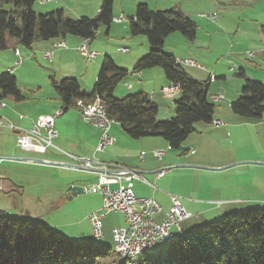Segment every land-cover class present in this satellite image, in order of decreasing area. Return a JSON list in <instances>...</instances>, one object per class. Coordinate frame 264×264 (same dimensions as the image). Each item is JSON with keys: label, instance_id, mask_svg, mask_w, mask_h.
Here are the masks:
<instances>
[{"label": "trees", "instance_id": "obj_1", "mask_svg": "<svg viewBox=\"0 0 264 264\" xmlns=\"http://www.w3.org/2000/svg\"><path fill=\"white\" fill-rule=\"evenodd\" d=\"M37 0H0L9 5L0 8V51L6 49L7 39H14L30 49L36 41L63 40L74 36L91 43L99 27L107 30L113 22L114 0H101L93 18H64L62 10L36 14L32 9ZM1 6V5H0ZM131 37L143 35L150 49L137 60L133 73L160 68L165 79L179 85L181 97L175 101L174 116L157 121V105L143 93L116 98L114 90L129 74L117 67L111 57L104 55L89 95L81 92L73 78L56 81L49 77L60 102L62 114L75 106V100L84 99L79 111L92 107L99 98L106 115L117 123L131 139H163L169 150L180 151L186 138L195 131V124H211L215 105L207 99L209 80L192 79L176 65L175 58L163 50L165 38L179 33L188 42L196 37L197 25L178 9L151 10L146 4H137L134 16L126 19ZM264 31V29H262ZM235 77L243 80L240 96L230 104L232 115L241 120L257 121L264 115V84L248 79L243 69ZM25 100L12 73L0 74V100ZM151 255H141L140 264H264V208H248L226 214L217 221L181 234ZM110 248L72 242L55 234L38 219L7 218L0 212V264H106ZM118 262V261H117ZM127 261L118 264H126ZM115 264V263H114Z\"/></svg>", "mask_w": 264, "mask_h": 264}, {"label": "rangeland", "instance_id": "obj_2", "mask_svg": "<svg viewBox=\"0 0 264 264\" xmlns=\"http://www.w3.org/2000/svg\"><path fill=\"white\" fill-rule=\"evenodd\" d=\"M100 2V0H47L43 6H39L37 0L33 5L32 10L36 14L43 15V13L47 10H55L54 8H56V10L63 11L64 18L78 19L82 17L81 14H86L88 18H93L95 15L90 13V6L95 4H98L99 6ZM136 3L146 4L149 9L159 11L179 8L183 14H186L192 21L195 22L198 28L195 41L188 42L179 33H172L167 36L168 38L166 37L167 40L165 41L164 49L169 53L173 50L174 53L172 54L176 56V59H191L206 70V72H201L200 70L195 71L196 69L191 70L182 66L184 71L194 79L197 77H195L193 73H198V75L201 74L202 76L200 78L203 80L211 77L207 97L209 102L211 101V95L213 92H216L215 94L221 93L222 97H224L220 103H214V118H219L224 127H226L225 129L228 130V133H226L223 143L218 147L214 146L212 143V145L216 148V152H224L225 155H230L235 160H241L237 161L235 164L243 165L237 167H254L248 165L251 164V162H254L251 160H255L257 158L264 159V156H260L264 152V115L257 121L240 120V123H245L240 124L236 121V116L232 115L230 112V102L231 100L234 102L238 96H240L241 88L243 86V80L235 77L238 69H243L248 79L262 82L264 84V59H261L260 56L258 57L257 55L258 52L264 51V38L262 33L259 31L260 25L264 24V0H158L157 2L156 0H114L113 11L121 12L129 10L133 8ZM0 5V8L4 11H8L10 9L9 5ZM48 7H52L53 9H47ZM202 15L205 17H202ZM209 15L215 16V20L213 21L214 23L209 18H206ZM125 16L130 18L129 15ZM257 17H259V19H257ZM207 20L213 24L219 23L217 25H208L205 24V21ZM122 25V27H124L128 32V35L121 38V36L124 35H122L120 31H114L111 34V40H108L105 36L107 29L105 27H101V34L97 35L92 48H98L95 47L97 44H101L103 48H112L115 53V57L110 55L112 59H121V62L127 64L129 61L128 59H131L130 56L132 54H137L138 50L144 49L141 39L145 41L146 45H148V42L146 37L143 35L135 37L130 36L128 21ZM211 35L212 44L209 46L208 40ZM99 38L104 40H98ZM103 41H106L107 45L102 44ZM121 47L129 50V53L123 54L119 51V49L117 50V48ZM148 49H150V47H148ZM135 50L137 51L134 52ZM9 51L10 52H7L6 49L0 52V63H8L10 65V69L15 68L13 70V72H15L14 76L19 89L25 97V100L20 103V105H22L20 107V111L23 116L32 117L31 113L33 109L42 111L50 106L48 100L50 98V94L54 93L51 92L54 90L50 87V81L48 78L50 74H52V64L48 61V59L45 60L42 58L40 54L37 53L33 57L31 51L21 47L20 56L24 59V62L29 59L31 61L26 62L23 66L16 67L14 65L16 57H11L13 52L11 50ZM97 53H99L100 56L93 62L99 61L100 64L104 53L100 51ZM250 53L254 55L250 57ZM74 55L76 57L74 60L77 62L79 69L82 70V73L86 66L93 64L86 62L75 51ZM99 66L100 65L97 67V71L93 72L92 78L89 76V72H87V74L85 73L83 75H79L78 79L76 78L79 82L81 90L88 93L90 92L95 81L94 78H96V73H98ZM232 66L235 67L233 71L231 70ZM154 69H159V71L163 73L160 68ZM216 73L219 76H223L225 79H218L215 82L212 77ZM130 77L131 76H127L117 85L114 90V96L116 98H123L127 96L120 95L121 93L119 92H126L124 90V83L128 82L131 84L132 82L128 80ZM196 80L200 81L198 78ZM33 85L41 87L39 93H35V89L32 87ZM219 87H221V91L219 90ZM161 96L163 102L168 105L166 108H169L171 107L169 105L170 101H173L174 98V100L179 99L181 97V93L177 92L174 94H167L164 92ZM5 102L10 105L14 101L11 98H7L5 99ZM169 112V109H166L165 111L164 108L158 110L156 116L157 121L168 120L170 117ZM66 115L68 116V114ZM63 117L64 116L62 115L58 117L56 122L57 120H59L58 123L62 122ZM197 124L202 125L203 123ZM197 124H195V128L198 127ZM84 125L88 124L85 123ZM227 135L229 136L227 137ZM210 157L211 159L214 158L212 152ZM10 167L13 173L20 174L24 177V179L19 182L24 190V194L21 195V193H18L15 195V200H10L6 196H2V193H0V210H2L4 216L7 218L38 219L47 224L55 234L72 242L107 246L110 248V256L104 261V263L118 264L117 254L113 249L112 229L120 228L122 226L121 222L124 220V217L121 214H106L102 219L103 239L95 240L91 235V228L86 220L88 210L94 208V204L88 202V200L85 201L84 198H82L84 195L85 199L92 197V193L87 192L86 194L78 195L76 198L68 200L69 202H66L61 206H58L59 202L55 203V205L51 208L48 194L51 192L53 186L47 182L55 184L54 191L56 194V183L59 178L60 180L63 178L61 177L62 172H55L52 170L36 168L33 166H24L20 164L10 165ZM252 171V175L243 174L230 180V182L239 187L246 186L247 191L252 189L264 190V167H254L252 168ZM35 173L43 174L45 176L42 175L43 177L37 178L38 180H25L27 176ZM192 178L193 175L188 173L187 179L192 180ZM68 179L72 180L70 183L73 182L72 177ZM93 182L94 180L86 179V181L82 184L85 189L88 190L89 186ZM31 197L38 198V201H32L30 199ZM222 207L223 206L221 205L213 206L212 209L216 210ZM243 210L245 209H236L232 211V213L241 212ZM229 213L231 212H227L212 221H208V223L217 221ZM202 226L203 225L200 227ZM200 227H197L196 229ZM167 244L168 243L156 244L149 250L150 254L154 255L156 254V251L162 249L161 253L164 255L166 251V247L164 246ZM140 262L141 256H138L129 258L126 264H140Z\"/></svg>", "mask_w": 264, "mask_h": 264}, {"label": "crops", "instance_id": "obj_3", "mask_svg": "<svg viewBox=\"0 0 264 264\" xmlns=\"http://www.w3.org/2000/svg\"><path fill=\"white\" fill-rule=\"evenodd\" d=\"M39 1H47V0H39ZM157 1L158 0H156V2ZM100 4L99 6L98 4L90 6L91 9L89 11L90 13H93L92 15H96V13L99 10ZM136 4H134L133 8L121 12L113 11L112 8V14L114 20L121 18L128 19L125 15H129L130 18L133 17ZM38 5L43 6L44 4L38 3ZM47 9H53V8L48 7ZM54 9L55 10H47L43 14H49L56 11V8ZM178 10L180 9L178 8ZM81 15L87 17L86 14H81ZM257 19H259V17H257ZM125 22L127 21L126 20L121 22L113 21L112 23L114 24H111L108 30H106L105 32L106 38L108 40H111V34L114 31L115 32L120 31V33L124 35L121 36V38L128 35L126 29L122 27L123 26L122 24ZM205 22H206L205 24L208 25L211 24L217 25L219 23L218 22L216 24H213L214 23L213 21H212L213 23H211L208 22V20ZM100 28L101 27H99L97 30L95 39L97 38V35L101 34ZM262 29H264V24H261L259 27V31L260 33H262L264 38V31ZM167 38H165L164 40L163 50H165L164 45ZM95 39L91 43H89V47L91 50L95 52L100 51L104 53V55H108V56L112 55V57H115V53L113 52L112 48H106V47L103 48L101 44H97L95 47L98 48L93 49L92 46ZM98 40H104V39L99 38ZM59 41L61 40L54 39L48 41H36L33 43L30 49L27 48L26 49L32 52L33 57L38 53L42 56V58H44V53L52 52V59L48 60L52 64V69H51L52 74H50L49 77L52 76L56 81H59L63 78H73L77 80L79 75H83L85 73L87 74V72L90 73L89 76L92 78L93 72L97 71V67L98 65L101 64V62L99 64V61L97 62L92 61L91 63L93 64L86 66V68L82 73L81 72L82 70L79 69L77 62L74 60L76 59L74 55V51L78 53L77 48L82 44L83 40L78 37L67 36L62 40L65 43V48L54 47V45ZM141 43L143 44L144 49L143 50L137 49L138 51L135 50L134 52L137 51V54H132L130 56L131 59H128L129 61L127 62V64L121 62L122 61L121 59H112V57L110 56L117 67L128 71L129 72L128 76H131L130 79L128 80H130L132 83L131 84H129L128 82L124 83V90L126 92L123 93L119 92V93H121L120 95L143 93L148 97L150 93V99L153 103L157 105L158 110H160L161 108H164L165 111L166 109H169L170 117L169 116L168 117L170 119L171 117L174 116L176 100H174L175 99L174 98L173 101H170L169 105L172 108L171 107L166 108L168 107V105L163 102L161 95L162 93H164L162 91V88L169 85V82L165 79L164 74L161 73L159 69H154V68L146 69L138 73H133V69L137 60L143 57L144 55H146L149 50L148 49L149 45H146L144 40L141 39ZM6 44H7L6 46L7 52H10L9 50L13 52L11 57L15 56L14 53L16 51L20 55V48L23 46H21L17 40L7 39ZM102 44L107 45V42L103 41ZM211 44H212V35L209 36V40H208V45L210 46ZM118 49L120 51V49L123 48L122 47L117 48V50ZM127 53H129V50ZM166 53L171 54L176 59V56L172 54L174 53L173 50L171 53L169 52ZM257 55L258 57L260 56L261 59H264V52H258ZM99 56L100 55H98L97 57ZM29 61L31 60L30 59L27 61L25 60V62L23 60L21 66L25 65V63ZM185 67L191 70L196 69L195 71L200 70L195 67H188V66ZM8 70H10V65L8 63L5 62L0 63V74L3 73V71L7 72ZM200 71L206 72V70H200ZM14 73L15 72H12L13 75ZM97 74L98 73H96V77ZM193 75L198 79H200V81L209 80V84L211 83V77H208L206 80H203L200 78L202 76L201 74L198 75V73H193ZM197 78L195 79L192 78V79L196 80ZM94 79L96 80V78ZM212 79H214V81L216 82V80L218 79L222 80L225 78L223 76L217 75L216 73L214 74ZM32 87L33 89H35V93H39L41 90L40 86L33 85ZM50 87L52 88L51 85ZM219 90L221 91V87H219ZM91 91L92 89L88 93L86 91L81 90V92H83L85 95H89ZM51 92H54L53 93L54 95L50 94V98L48 100L50 105L49 108L44 109L42 111H37L36 109H33L31 113L32 117L23 116L22 112L20 111V107L22 106L20 105L21 102L20 103L13 102L12 104L8 105L5 102V99L7 98L0 100V102L3 104V106L0 107V120L5 125L9 124L12 125L13 127H17L20 129H29L36 117L43 115H51L54 112L60 110V102L58 96L56 95L55 91H51ZM215 93L216 92H213V94L211 95L210 103L214 104V102L212 101V97L218 94ZM218 95L222 96L221 93ZM166 98H170V97H166ZM74 102H75V106L67 111L72 113H67V112L63 113L62 116L64 117L62 118L63 119L62 122L58 123L59 120H57V122L55 121L54 129L56 131L57 137L53 141L54 145L60 151H63L64 153H68L76 157H82V158L94 157L103 163L119 164L129 170L139 172L141 179L134 180L133 182L134 194L140 198L152 197L160 205L161 212L158 215L154 216L156 222H161L162 220L165 219L166 213L170 207L169 196L174 195L179 197L180 203L183 206L184 210L187 213H189L191 216L190 218L182 221L179 224L178 228L173 227L171 229V233L175 237H178L181 234L188 232L192 229H196L197 227H200L201 225L208 223V221H212L213 219H216L217 217H220L227 212H232L236 209L264 208V190L252 189L250 191H247L246 186L239 187L233 185L230 182V180L239 177L243 174L252 175L253 172L252 168L254 167H258V168L264 167V159L257 158L255 160H251L254 162H251V164L248 165L254 167H237L243 165V164H235L237 161H241V160H235L234 158H232V156L225 155L224 152H219V153L216 152V148L214 146L218 147L220 144L223 143L226 137V133H228V130L225 129L226 127L224 126L214 127L212 124H202V125L197 124L198 127H196L195 131L186 138V140L181 145L180 151L173 152L169 150L168 144L159 137L133 140L123 132L122 128L117 123H113L110 127L109 133L114 138L115 144L111 147H107L103 152L98 153L95 152V147L98 143L100 132L90 125L89 126L84 125L85 123L83 124V122H81L82 119L81 116L79 115L80 112L79 108L83 103H85V100L78 99L75 100ZM232 102L233 100H231L230 104ZM66 114H68V116ZM235 118H237L236 120L237 122L239 123L241 122L240 118L238 117ZM214 119L219 120V118L217 117H215ZM242 121H246V120H242ZM240 124H245V123H240ZM228 136L229 135H227V137ZM212 143L214 146L212 145ZM155 150L164 151L161 152L162 153L161 159L158 160L152 156V152ZM211 152L212 155H214L213 159H211L210 157ZM141 154H143L142 157H140ZM260 156H264V152ZM20 157L38 158L50 162L68 163L71 165H75L73 164L74 162L71 159H69L61 152L56 151L54 149H49L44 154H35L17 148L15 144V138L13 132L7 127H0V193H2V196H6L10 200H15V195H17L18 193H21V195L24 194V190L21 187V184L19 183L22 179H24V177H22L20 174L13 173L10 167V165L20 164L24 166H33L36 168L52 170L55 172H59V171L62 172L61 177L63 178L61 180L59 178L56 183V188H55L56 194L54 191L55 184L47 182L51 186H53L51 192L48 194L49 195L48 198L51 203L50 207L52 208L55 205V203L58 202H59L58 206H61L64 203L69 202L68 201L69 199H67L68 198L67 187L68 185H70V182L72 180L68 178L70 177L76 178L78 176H83L82 174L72 169L54 168V167L51 168L42 165L3 161V159L5 158H20ZM178 165L183 167L175 168ZM193 167H201V168H193ZM163 168H168L169 170L165 173V175L162 178L155 180L154 173ZM205 169H223V170L210 171ZM188 173L193 175L192 180L187 179ZM42 175L43 174H36V173L30 174L29 176L26 177L27 179L25 178V180H29V179L38 180L37 178L45 176ZM84 178L88 180L90 179L94 180L93 183H95L96 172L92 171V173L85 174ZM146 182L154 184L155 189H152L150 186H148ZM75 184L83 186V184L79 182H76ZM93 195L92 197H88L87 199H85V195L82 197L84 198L85 201L88 200V202L94 204V208L89 209L88 214L92 211L98 210L101 206L100 196L98 194H93ZM74 198L76 197H73L72 199ZM30 199L32 201H38V198L31 197ZM219 205L223 207L216 210L212 209L213 206H219ZM0 212H2V210H0ZM115 214L117 215L120 213H115ZM121 225L123 227L125 226L124 220L121 222Z\"/></svg>", "mask_w": 264, "mask_h": 264}, {"label": "built area", "instance_id": "obj_4", "mask_svg": "<svg viewBox=\"0 0 264 264\" xmlns=\"http://www.w3.org/2000/svg\"><path fill=\"white\" fill-rule=\"evenodd\" d=\"M47 1H39V4H44ZM202 17H205L202 15ZM214 21L212 15L208 17ZM126 19H115V22L125 21ZM56 48H65V43L61 40ZM79 55L86 61L91 63L99 55L97 52L90 49L89 45L79 46L77 48ZM120 52L125 54L127 49H120ZM264 52V51H263ZM16 61L14 65L19 67L23 63V58L16 51ZM252 54V53H250ZM44 58L51 60L52 52L44 53ZM176 65L195 67L200 70H205L191 59L175 60ZM232 71L234 66L231 67ZM13 69L7 72L12 73ZM239 70V69H238ZM165 93L174 94L179 91V85L170 83L162 88ZM224 97H212L214 103H220ZM92 105L97 109V115H106L105 107L99 98H96ZM62 115V111L48 116H38L32 123L29 129H20L12 125H5L0 120V127L9 128L15 138L17 148L32 152L35 154H44L49 149H54L61 152L63 155L71 159L77 166L96 172V182L91 184L86 190V193L98 194L101 198V206L98 210L93 211L87 215V221L91 228V234L95 240L103 239V224L102 219L109 213H120L124 217L125 226L112 229L113 245L121 252V258L127 254H132L135 248L142 247L149 243H158L160 240L173 235L171 229L178 228L179 224L190 218L180 203L177 196L170 195V207L166 213V217L161 222H156L154 216L161 212L160 205L152 197L140 198L134 194V180L141 179L140 173L129 170L119 164H107L94 158H82L70 155L60 151L53 143L57 137L54 129L55 121ZM82 122L94 127L100 132L98 143L95 147V152H103L107 147L113 146L114 138L110 135V129H104L97 124H90L89 120H82ZM211 124L214 127L224 126L220 120H213ZM164 152L162 150H155L152 152L154 157L156 153ZM143 154L140 155L142 157ZM168 168L161 169L160 172L154 173L155 180L162 178L168 171ZM148 186L155 189V185L146 182ZM114 187V188H112ZM120 259H117L119 261Z\"/></svg>", "mask_w": 264, "mask_h": 264}, {"label": "bare ground", "instance_id": "obj_5", "mask_svg": "<svg viewBox=\"0 0 264 264\" xmlns=\"http://www.w3.org/2000/svg\"><path fill=\"white\" fill-rule=\"evenodd\" d=\"M235 1V0H234ZM213 18H215L214 15H212ZM58 43H56L55 45H57ZM89 45V41L88 40H83L82 44L80 46H87ZM254 54H249L250 57H252ZM216 97H222L221 95H216ZM3 106V104L0 102V107ZM60 111V110H58ZM56 111V112H58ZM56 112H54L53 114H55ZM43 116H48V115H43ZM80 116L82 120H89L90 124H97L100 127L104 128V129H110L111 125L114 123L113 120H110L107 115H97V109L92 106V107H84L82 108L81 112H80ZM162 153L158 152L156 153V155L154 156L155 159H161ZM156 171L155 173L160 172ZM175 239L174 235L168 236L165 239L160 240L158 243H170ZM158 243H149L147 245H144L142 247H138L134 249V252L132 254H127L125 256H123L121 258V252L119 251V249L116 248L115 245H113V249L114 252L117 254V259H120L118 262L119 263H123L125 261H127L129 258L132 257H138L141 256L143 253L148 252L151 248H153L156 244Z\"/></svg>", "mask_w": 264, "mask_h": 264}, {"label": "water", "instance_id": "obj_6", "mask_svg": "<svg viewBox=\"0 0 264 264\" xmlns=\"http://www.w3.org/2000/svg\"><path fill=\"white\" fill-rule=\"evenodd\" d=\"M3 161H9V162H18V163H28V164H34V165H42V166H48V167H54V168H64V169H72L83 176H78L76 178H72L73 182L70 183L67 187L68 192V199L71 200L73 197H77L78 195L85 194L86 189L84 186L76 185V182L84 183L86 179L84 178L85 174L92 173L90 170L83 169L77 165H71L68 163H59V162H50L43 159L38 158H29V157H20V158H5ZM183 166H176L175 168H182ZM193 168H201V167H193ZM210 171H218L223 169H205Z\"/></svg>", "mask_w": 264, "mask_h": 264}]
</instances>
